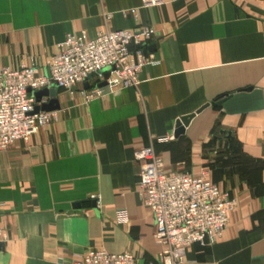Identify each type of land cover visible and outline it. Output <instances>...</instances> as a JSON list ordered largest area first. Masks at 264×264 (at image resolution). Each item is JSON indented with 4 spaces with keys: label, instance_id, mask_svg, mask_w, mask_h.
Masks as SVG:
<instances>
[{
    "label": "crops",
    "instance_id": "crops-1",
    "mask_svg": "<svg viewBox=\"0 0 264 264\" xmlns=\"http://www.w3.org/2000/svg\"><path fill=\"white\" fill-rule=\"evenodd\" d=\"M139 6L0 0V68L32 66L46 75V60L68 34L141 27L153 31L146 51L155 61L136 87L106 89L88 104L57 91L55 120L0 152V264H72L96 249L152 261L161 247L136 193L135 153L146 147L166 172L207 171L236 202L222 238L189 246L182 264H264V0ZM132 8L135 18L120 14ZM209 103L217 104L175 138L177 120Z\"/></svg>",
    "mask_w": 264,
    "mask_h": 264
},
{
    "label": "built area",
    "instance_id": "built-area-1",
    "mask_svg": "<svg viewBox=\"0 0 264 264\" xmlns=\"http://www.w3.org/2000/svg\"><path fill=\"white\" fill-rule=\"evenodd\" d=\"M163 4L164 0H140L139 8H159ZM137 10L125 9L120 14L135 18ZM111 16L104 15L106 20ZM153 36L149 27L100 31L94 38L80 31L68 34L46 60V75L32 66L0 68V152L18 141L27 142L41 127L55 120L57 111L31 114L36 106L47 101L43 97L36 102L33 96L36 91L55 88L70 97L79 95L88 104L104 96L106 89L136 87L142 68L155 63L146 51ZM103 82L106 85L99 87ZM171 140L173 137L167 139ZM135 160L136 193L152 214L153 237L161 247L147 264H182L189 246L208 247L222 238L236 202L208 180L207 171L196 175L166 172L152 147L137 151ZM116 218L119 223L128 220L124 210H118ZM5 240L0 230V242ZM72 264H138V261L130 252L112 254L96 249L88 250Z\"/></svg>",
    "mask_w": 264,
    "mask_h": 264
},
{
    "label": "water",
    "instance_id": "water-1",
    "mask_svg": "<svg viewBox=\"0 0 264 264\" xmlns=\"http://www.w3.org/2000/svg\"><path fill=\"white\" fill-rule=\"evenodd\" d=\"M89 79V78H88ZM106 83H100L98 86L103 87ZM84 88L87 89L88 85L87 83L84 84ZM30 92V90H28ZM33 96L36 99V102H40L41 99L47 98V101L44 103H41L40 106H36L31 114H36L39 111L42 112H53L58 111L60 109L59 101L57 99V90L55 88L51 89H42L40 91H36L33 93ZM217 103H209L198 109L195 113L181 117L179 120H177L174 130V137L178 138L179 136L183 135L185 132V128L189 125V122L191 119L195 116V114L200 113L202 110L207 108L208 106H216ZM221 134H225L226 137H230L231 133L229 131H221ZM92 205L95 206V201H92ZM80 205L77 204L76 208H78ZM3 247V245L0 243V249ZM138 264H143L142 261H139Z\"/></svg>",
    "mask_w": 264,
    "mask_h": 264
}]
</instances>
